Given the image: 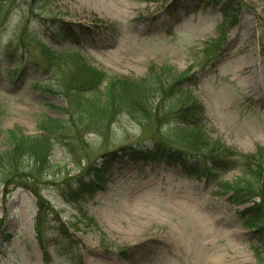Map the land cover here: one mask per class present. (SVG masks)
<instances>
[{
  "label": "rangeland",
  "instance_id": "374dc122",
  "mask_svg": "<svg viewBox=\"0 0 264 264\" xmlns=\"http://www.w3.org/2000/svg\"><path fill=\"white\" fill-rule=\"evenodd\" d=\"M32 1L18 0L0 16V152L10 148L9 131L39 139L46 137L42 123L66 127L49 136L52 167L37 187L43 209L34 191L0 183V264H200L203 257L221 264L220 255L223 264H264L263 233L242 215L253 203H232L224 187L242 176L239 168L211 181L130 156L157 136L181 149L167 131L193 97L210 138L244 155L264 147V0H106L110 11L83 0H53L47 8ZM226 6L238 13L235 23L226 22ZM53 32L63 38L53 40ZM87 67L108 80L97 92L76 87L79 98L99 95L107 103V84L118 78L148 80L150 90L129 94L114 116L77 126L69 115L77 104L63 90ZM161 74L184 75L183 93L169 85L163 98L152 94ZM131 105L137 112L158 107L159 119L136 123ZM90 167L105 172L103 185L88 177ZM170 179L203 206L208 236L169 207ZM80 180L92 182L91 191ZM149 182L158 211L150 224L135 204L138 185Z\"/></svg>",
  "mask_w": 264,
  "mask_h": 264
},
{
  "label": "trees",
  "instance_id": "16d2710c",
  "mask_svg": "<svg viewBox=\"0 0 264 264\" xmlns=\"http://www.w3.org/2000/svg\"><path fill=\"white\" fill-rule=\"evenodd\" d=\"M18 0H0V16L5 12L8 13L17 5ZM33 4L47 8L51 6L53 0H33ZM238 4V3H237ZM240 5V4H239ZM34 6H31L33 9ZM231 12H235L231 14ZM236 11L230 6H226L224 18L228 24L235 23ZM8 18V16H7ZM7 18L4 21H7ZM2 25V26H3ZM62 33L53 32V40H61ZM165 75L161 74L158 77L156 84L157 89H154L152 94L162 93V98L166 95V86L171 85L169 91L176 93L180 89L178 87L181 82L187 78L184 75L180 77H171L166 79ZM108 80V77L101 71L87 67L76 75V78L68 85L64 86V94L67 95L73 102L77 104L78 110L72 111L69 115L73 118L74 124L82 126L86 119L104 120L114 116L112 110L115 107H122L124 98L129 94L149 91L150 82L143 80L139 83L130 81L129 79H111L108 82L106 91L108 102L102 100V96L96 95L93 99L86 100L79 98L74 94L76 87H81L86 92H97L100 86ZM164 93V94H163ZM175 93V94H176ZM190 94L189 92H187ZM80 94V93H78ZM148 97V95H147ZM162 98H159L160 100ZM193 104L184 106L178 112L180 122L175 124L167 131V135L178 140L182 148L177 151L174 145H167L161 136H157L155 142L143 150L134 149L130 152V156L142 160L147 163L164 162L170 166L181 165L186 173L194 174L195 176H205L208 179H218L219 174H226L232 170L239 168L242 171V176L238 178L234 185L227 184L224 187H229V192H232L230 201L235 204L245 205L253 203V207L242 213L247 225L254 228V231L261 232V237L264 236V147H257L256 151L250 155H244L235 149L229 148L220 140L210 138L205 126L202 122L204 113L203 107L193 97ZM122 101V102H120ZM120 102V103H119ZM157 105L163 104V100ZM122 104V105H121ZM147 106V104H145ZM158 108V107H157ZM157 108H142L138 107L135 111L131 105L133 113L128 112L129 117L136 123L146 124L151 121L154 124L159 119L156 115ZM74 110V108H73ZM177 113L176 110H172ZM154 113V116H153ZM170 114V113H168ZM106 118H102L105 117ZM91 122V121H89ZM61 130L66 127V122L51 120L48 123H42L41 129L45 132L46 137L35 139L26 136L21 131H9L8 137L10 140V148L4 152H0V183L5 185L12 184L15 187H26L40 198L38 195V185L42 184L43 176L48 173L51 166L49 158L51 157V147L49 136L56 126ZM86 124L83 125L85 127ZM92 128L95 133H103L102 129ZM1 131V130H0ZM160 138V139H159ZM164 142V143H163ZM168 143V142H167ZM192 158V159H190ZM88 177L97 185H103L105 180V172H96L94 167L87 169ZM213 181V180H211ZM80 188H88L91 191L93 183H86L80 180ZM66 184V183H65ZM72 191V190H71ZM70 191V192H71ZM90 193V192H89ZM90 195V194H89ZM40 198V208L43 209ZM43 201V200H42ZM94 221V220H93Z\"/></svg>",
  "mask_w": 264,
  "mask_h": 264
},
{
  "label": "bare ground",
  "instance_id": "6f19581e",
  "mask_svg": "<svg viewBox=\"0 0 264 264\" xmlns=\"http://www.w3.org/2000/svg\"><path fill=\"white\" fill-rule=\"evenodd\" d=\"M82 2L89 3L98 8H104L106 11H110L111 9L110 7H108L106 0H83ZM167 184V189L169 190L170 196L168 200L169 207L181 211L182 213L189 215L190 217H193L195 219L194 222L197 230L200 231L203 235L208 236V231H210L211 227L209 226L207 228L206 226L208 223H206L205 216H203V206L199 202L194 201L192 197L188 195L187 191L185 190L186 187L182 182L176 184L173 179H170L168 180ZM151 186V182L138 185L136 191H138V193L140 194L138 195L135 203L137 206H139V211L143 212V214L145 215V220H147L149 224L158 222V211L153 205H151V201L156 199L155 190L150 188ZM216 233L217 232L215 231L214 234ZM175 235L176 231L172 228L167 233L166 237L172 240V238H175ZM134 236V234L131 235L132 238ZM240 255H242L241 252ZM220 256L221 258L219 259V262L223 264V262L225 261V257L223 255ZM200 264H214V262L210 258L203 257Z\"/></svg>",
  "mask_w": 264,
  "mask_h": 264
}]
</instances>
